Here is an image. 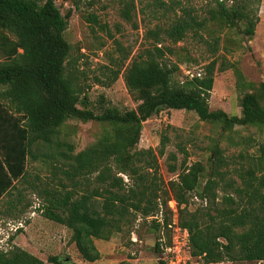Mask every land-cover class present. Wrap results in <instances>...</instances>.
I'll list each match as a JSON object with an SVG mask.
<instances>
[{
    "label": "trees",
    "instance_id": "16d2710c",
    "mask_svg": "<svg viewBox=\"0 0 264 264\" xmlns=\"http://www.w3.org/2000/svg\"><path fill=\"white\" fill-rule=\"evenodd\" d=\"M189 1L152 0L154 10L174 14L166 25L146 30L144 43L127 65L129 53L110 69L108 80L115 81L122 73L129 94L138 102L136 108L122 110L103 95L93 102L77 88L67 67L70 44L64 37L71 10L62 14L54 0H0L3 214L24 213L30 205L24 202L26 191L31 190L41 199L42 216L66 226L81 258L96 261L101 253L95 239L109 240L138 215L147 218L162 212L164 225L158 220L155 225L165 227L166 210L172 215L168 201L174 199L179 223L189 232L193 257L204 263L264 261V142L248 156L247 165L235 170L236 178L227 176L229 162L218 144L207 169L202 162L189 164L184 148L179 164L175 153L169 152V171H176L177 178L168 181L162 178L158 161L165 154L168 136H161L157 152L137 146L143 122L162 106L194 111L201 120L219 124L223 132L237 125L264 129V81L246 79L238 65L231 64L241 92V114L211 109L217 60L205 64L203 73L179 77L180 62L166 56L176 50L164 44L191 36L214 55L222 31L254 35L261 0H209L203 15ZM132 7L130 1L122 10L128 21ZM211 24L217 28L210 29ZM71 118L95 120L106 127L94 142L75 152L74 144L61 138V128ZM30 160L39 161L49 176L44 179L36 173L30 179ZM219 189L222 195L217 199ZM192 196L206 205L191 210ZM48 261L61 264L64 259L56 254ZM0 264L44 261L13 244L0 250Z\"/></svg>",
    "mask_w": 264,
    "mask_h": 264
},
{
    "label": "rangeland",
    "instance_id": "374dc122",
    "mask_svg": "<svg viewBox=\"0 0 264 264\" xmlns=\"http://www.w3.org/2000/svg\"><path fill=\"white\" fill-rule=\"evenodd\" d=\"M54 1L62 14H65L68 9L71 10L64 37L70 44L67 67L76 79L77 88L86 92L93 102L103 95L107 102L122 110L136 108L138 102L129 94L122 73L115 81H109L107 75L110 74L111 68L118 67L115 63L129 53L128 59L124 61L127 65L144 43L146 30L153 28L156 24L166 25L174 12L163 13L157 8L154 10L152 0ZM130 1L134 2V7L130 8L132 21H128L122 15L124 6L129 5ZM207 1L209 2V0H190L189 2L197 8L199 15H203ZM258 15L259 21L252 37L247 38L236 29L222 31L218 50L214 55L204 43L191 36L177 44L168 40L164 41L165 45L172 46L176 50L175 54L166 56L170 60L180 62L179 77L190 76L187 74L188 70L190 74L203 73L205 64L213 58L217 60L209 98L211 109H222L230 115L241 114L239 101L241 92L236 86V75L231 64H237L246 79L253 82L264 81V0L260 2ZM212 28H217V24H211L210 29ZM223 64L226 65L225 69L221 67ZM105 127L95 120L84 122L71 118L62 126L61 138H66L73 143L75 152H78L94 142ZM163 134L168 136V142L165 154L160 156L158 161L160 174L165 181L177 178L176 171H169L170 161L167 159L169 152L175 153L177 164H179L184 156L181 149L184 148L189 164L202 162L207 169L210 163L209 155H212L213 147L218 144L229 162L227 176L236 178L235 170L247 165L248 156L255 155L258 145L264 142V129L237 125L233 131L223 132L219 124L201 120L194 111L162 106L143 122L138 148L150 147L157 152ZM28 169L30 179H35L36 173L44 179L50 174L46 168L40 167L39 161L30 160ZM123 178L128 181L125 175ZM217 195L219 199L222 195L220 189L217 190ZM24 202L30 204L24 213L6 216L3 214L4 200L0 201V232H2L0 237H4L5 232H14L8 231V223L22 221L26 225L30 221L34 222L35 237L44 235L48 238V242L43 245L38 244L36 239H32V242L37 244L32 246L33 248L42 247L41 252H38L44 264H54L48 261V256L56 254L61 255L64 261L70 264L74 262L113 264L111 261L114 259L118 261L117 264H159L160 250L159 247L156 248V242H159L162 237L167 239L171 234L167 225L161 227L164 225L161 224L160 228L155 225L156 216L143 218L138 215L129 225L124 226L121 232L114 233L109 240L96 239V246L102 250L103 255L100 259L89 262L81 258L75 244L70 241L71 231L66 226L42 216L41 211L38 210L41 199L35 193L31 190L26 191ZM190 203L191 210L206 205V201L195 196L191 197ZM165 216L169 223L171 218L167 210ZM4 245L5 242H1L0 248ZM9 247L5 246L6 249ZM26 247L29 245L26 244ZM113 251L116 252L114 256H112ZM192 261V264H264V261L204 263L195 257Z\"/></svg>",
    "mask_w": 264,
    "mask_h": 264
},
{
    "label": "built area",
    "instance_id": "2783aa9c",
    "mask_svg": "<svg viewBox=\"0 0 264 264\" xmlns=\"http://www.w3.org/2000/svg\"><path fill=\"white\" fill-rule=\"evenodd\" d=\"M187 74H189L190 77L193 76V74L189 73V70L187 71ZM168 205L172 211L171 221L167 224L171 230V234L169 235V239H166L165 237L160 238L159 260L162 264H192L193 256L191 254L189 232L187 228L182 227L179 223L177 202L174 199H171L168 201ZM156 217L157 220L163 224V213L160 212ZM8 224V231L16 232L19 228L25 227L22 221ZM11 233L5 232V234H3L4 237H0V243L5 242V245L0 248V250H6L5 246L9 247L8 238Z\"/></svg>",
    "mask_w": 264,
    "mask_h": 264
},
{
    "label": "crops",
    "instance_id": "0c3cea01",
    "mask_svg": "<svg viewBox=\"0 0 264 264\" xmlns=\"http://www.w3.org/2000/svg\"><path fill=\"white\" fill-rule=\"evenodd\" d=\"M33 228H34V222H32V221L28 222L25 225L24 228H20L16 232H13V233L10 234V236H12V239L9 240L10 239V236H9V238H8V244L10 245L12 243V244L18 245V246H20V247L28 250L29 252L33 253L34 255H36V256H38L39 258L42 259V257L40 256V254L38 252V251L41 252L42 247H39L38 249L36 248L37 250L35 248H33L32 246H36L37 244L35 242H32V239L33 238L36 239V241H38V244L43 245V244H46L48 242V238H47V236H44V235H40V236H38V238H36L35 237L36 234L33 232ZM23 241H25V245H23ZM108 242L109 243H112L111 241H108ZM26 244L29 245V247H26ZM99 251H100L101 257H102L103 252H102L101 249H99ZM115 253L116 252L113 251L112 256H114ZM67 262L68 261H63L61 264H70V263H67ZM111 262L113 264H115V263L117 264L118 263V261L115 260V259L112 260ZM73 264H78V263L77 262H74Z\"/></svg>",
    "mask_w": 264,
    "mask_h": 264
}]
</instances>
